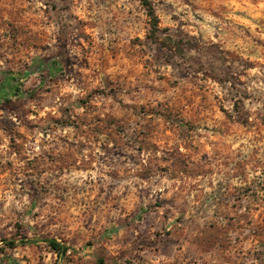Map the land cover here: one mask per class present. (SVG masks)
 <instances>
[{"label": "rangeland", "instance_id": "rangeland-1", "mask_svg": "<svg viewBox=\"0 0 264 264\" xmlns=\"http://www.w3.org/2000/svg\"><path fill=\"white\" fill-rule=\"evenodd\" d=\"M148 1L0 0V264H264V0Z\"/></svg>", "mask_w": 264, "mask_h": 264}, {"label": "trees", "instance_id": "trees-1", "mask_svg": "<svg viewBox=\"0 0 264 264\" xmlns=\"http://www.w3.org/2000/svg\"><path fill=\"white\" fill-rule=\"evenodd\" d=\"M142 4L149 9V15L154 16V10L151 8V4L149 3L148 0H140ZM39 62V65H43L42 61L38 58L36 59ZM5 101L11 102L13 101L12 99H6ZM27 241H22V242H28L27 237H23ZM5 246H9L10 248H14L16 246V241L13 240H3ZM45 242L48 244V246L57 254L59 258L66 257L67 253L69 252V247L66 245L62 244L59 242L57 239L50 238V239H45ZM4 253L3 247H0V257ZM99 264H104L102 261Z\"/></svg>", "mask_w": 264, "mask_h": 264}, {"label": "crops", "instance_id": "crops-1", "mask_svg": "<svg viewBox=\"0 0 264 264\" xmlns=\"http://www.w3.org/2000/svg\"><path fill=\"white\" fill-rule=\"evenodd\" d=\"M240 260H242V259H240ZM240 260H238V261H234L233 259L230 261V264H258L257 262H255V261H253V260H251V259H247L245 262H240ZM225 264H227V263H225Z\"/></svg>", "mask_w": 264, "mask_h": 264}]
</instances>
